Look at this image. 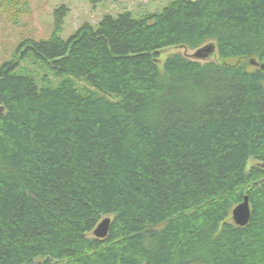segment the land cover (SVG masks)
<instances>
[{
  "label": "trees",
  "instance_id": "16d2710c",
  "mask_svg": "<svg viewBox=\"0 0 264 264\" xmlns=\"http://www.w3.org/2000/svg\"><path fill=\"white\" fill-rule=\"evenodd\" d=\"M62 24L20 44L66 75L56 86L0 66V264H264V70L248 68L264 61V0H172L68 39ZM208 38L239 61L158 67Z\"/></svg>",
  "mask_w": 264,
  "mask_h": 264
},
{
  "label": "rangeland",
  "instance_id": "374dc122",
  "mask_svg": "<svg viewBox=\"0 0 264 264\" xmlns=\"http://www.w3.org/2000/svg\"><path fill=\"white\" fill-rule=\"evenodd\" d=\"M170 1L172 0H0V66L6 61H18L17 72L34 77L39 88L56 86L66 75H55L32 52L25 51L20 45L24 40L49 38L56 18L61 16H63V24L60 36L63 39H68L85 22L96 26L104 14L116 16L118 13L128 10L134 18H140L147 14L160 12L163 6ZM62 7L66 9L64 15L61 11L55 13ZM208 43L214 44L213 53L206 58L195 59L193 52ZM199 47L189 48L181 45L166 47L157 53L159 54L158 67L161 69L163 62L173 53H181L202 63L208 61L235 63L239 61L237 57H220L216 52V41L213 38L205 39ZM241 62L243 61L241 60ZM253 67L254 65H248L249 69ZM71 78L75 83H80L79 86L91 88L85 80ZM256 162L255 159L249 158L246 162V170L251 164L261 165ZM111 217L112 215H109V218ZM92 235V232L88 233V236ZM34 264H38V260ZM63 264L68 263L63 261Z\"/></svg>",
  "mask_w": 264,
  "mask_h": 264
},
{
  "label": "water",
  "instance_id": "95a60500",
  "mask_svg": "<svg viewBox=\"0 0 264 264\" xmlns=\"http://www.w3.org/2000/svg\"><path fill=\"white\" fill-rule=\"evenodd\" d=\"M214 50H215L214 44L208 43L197 48L195 52H193V56L195 57V59L206 58L210 54H212L213 53L212 51ZM248 63L264 70V63L259 62L254 58L249 59ZM250 212L251 209H250V203L248 201V196L244 195L242 200L232 208L230 213L231 220L233 221L234 225L237 226L246 225L250 219V214H251ZM110 221L111 219L108 216L101 218V220L98 222V224L93 229V231H91L93 235L96 238L105 237L108 232L107 230L109 229ZM193 264H204V263L194 262Z\"/></svg>",
  "mask_w": 264,
  "mask_h": 264
},
{
  "label": "bare ground",
  "instance_id": "6f19581e",
  "mask_svg": "<svg viewBox=\"0 0 264 264\" xmlns=\"http://www.w3.org/2000/svg\"><path fill=\"white\" fill-rule=\"evenodd\" d=\"M258 166H260V165H258ZM233 222V221H232ZM194 263V262H193ZM193 263H191V264H193Z\"/></svg>",
  "mask_w": 264,
  "mask_h": 264
}]
</instances>
